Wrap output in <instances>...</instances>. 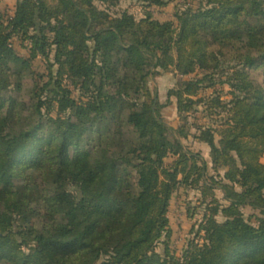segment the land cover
Wrapping results in <instances>:
<instances>
[{
    "label": "trees",
    "instance_id": "1",
    "mask_svg": "<svg viewBox=\"0 0 264 264\" xmlns=\"http://www.w3.org/2000/svg\"><path fill=\"white\" fill-rule=\"evenodd\" d=\"M121 2L0 8V264H264V0H200L176 22ZM181 190L202 218L179 256Z\"/></svg>",
    "mask_w": 264,
    "mask_h": 264
},
{
    "label": "rangeland",
    "instance_id": "2",
    "mask_svg": "<svg viewBox=\"0 0 264 264\" xmlns=\"http://www.w3.org/2000/svg\"><path fill=\"white\" fill-rule=\"evenodd\" d=\"M200 0H171L168 4L165 6H152L148 10L153 14V16L161 21H175L176 22V14L177 11L181 8V6H185L193 4L198 5ZM16 3V0H0V8L6 12L7 15L12 16L14 14L15 8L14 5ZM121 9H128L132 14L136 15L138 18L143 17L148 11L146 7L143 6L141 2L137 1H130V0H122L121 2ZM17 50L22 56H26V52L23 51V49L20 47V45H17ZM35 69L40 72L44 73L46 72L45 69V63L41 59L36 60L34 63ZM176 84V79L173 75L170 74H163L160 77L157 78V85L159 87L160 91V99H161V112L164 118L170 123V125L177 127L179 124V116H178V110H177V104L176 100H174V104L172 103L170 106L166 104L167 102V96H168V90L171 87H174ZM226 89H229L226 86ZM78 96H79V92ZM229 95L225 96V99H229ZM205 117L201 113L197 115V123H205ZM194 120V121H195ZM209 124V123H208ZM194 138H191L188 141H185V144L193 149L194 151H200L203 154V157L207 164L209 165V172L212 173V161L210 156V146L206 143H203L199 140H195L193 143ZM264 160V158H263ZM170 160H168V163ZM219 197H222L223 194L220 192L218 193ZM194 200V204L196 199ZM246 217L250 218L253 211L251 209H246ZM192 214V215H191ZM170 216L172 220V231H173V238L171 240L172 250L177 253L179 256L182 255L184 247L187 246L189 240L193 239L195 236V232H193L195 229L198 228L200 219L202 218V214H194L189 213L184 193L178 192L176 193L173 204L170 211ZM159 251L161 253L165 252V246L160 245Z\"/></svg>",
    "mask_w": 264,
    "mask_h": 264
},
{
    "label": "crops",
    "instance_id": "3",
    "mask_svg": "<svg viewBox=\"0 0 264 264\" xmlns=\"http://www.w3.org/2000/svg\"><path fill=\"white\" fill-rule=\"evenodd\" d=\"M16 3H17V0H16ZM16 3H15V5H16ZM15 5H14V7H15Z\"/></svg>",
    "mask_w": 264,
    "mask_h": 264
}]
</instances>
